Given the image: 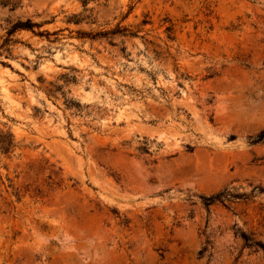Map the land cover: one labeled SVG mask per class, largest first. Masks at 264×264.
<instances>
[{
	"label": "rangeland",
	"instance_id": "1",
	"mask_svg": "<svg viewBox=\"0 0 264 264\" xmlns=\"http://www.w3.org/2000/svg\"><path fill=\"white\" fill-rule=\"evenodd\" d=\"M8 2L0 264H264V0Z\"/></svg>",
	"mask_w": 264,
	"mask_h": 264
},
{
	"label": "trees",
	"instance_id": "2",
	"mask_svg": "<svg viewBox=\"0 0 264 264\" xmlns=\"http://www.w3.org/2000/svg\"><path fill=\"white\" fill-rule=\"evenodd\" d=\"M86 2H84L85 4ZM9 2L8 0H1V5L2 6H6L8 5ZM17 4H13L12 7L15 8ZM40 25L38 24H33L30 21L27 22H17L15 23L11 29L8 31V37H10L13 33H15L17 30H29V31H33L34 28H39ZM125 30L123 29H119L117 28L116 30L110 31V32H103V33H98L97 36H101V37H105V36H109V35H114V34H121L123 33ZM40 35H42L40 33ZM11 42V39H6L5 40V44H9ZM264 141V130L261 131L256 138L253 140L254 143H260Z\"/></svg>",
	"mask_w": 264,
	"mask_h": 264
},
{
	"label": "bare ground",
	"instance_id": "3",
	"mask_svg": "<svg viewBox=\"0 0 264 264\" xmlns=\"http://www.w3.org/2000/svg\"><path fill=\"white\" fill-rule=\"evenodd\" d=\"M99 249H100V248H99ZM99 249L94 248V251H92V253H91V255L94 256L93 258H95V256H100L101 254L103 255V252H102L103 250L101 251V250H99ZM91 255H90V256H91ZM90 256H89V257H90Z\"/></svg>",
	"mask_w": 264,
	"mask_h": 264
}]
</instances>
